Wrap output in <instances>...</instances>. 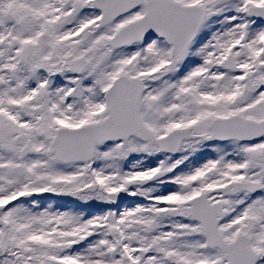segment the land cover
<instances>
[{"label": "snow or ice", "instance_id": "1", "mask_svg": "<svg viewBox=\"0 0 264 264\" xmlns=\"http://www.w3.org/2000/svg\"><path fill=\"white\" fill-rule=\"evenodd\" d=\"M0 264H264V0H0Z\"/></svg>", "mask_w": 264, "mask_h": 264}]
</instances>
